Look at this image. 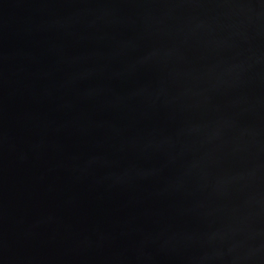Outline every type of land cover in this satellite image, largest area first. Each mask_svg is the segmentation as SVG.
Listing matches in <instances>:
<instances>
[{
    "label": "water",
    "instance_id": "95a60500",
    "mask_svg": "<svg viewBox=\"0 0 264 264\" xmlns=\"http://www.w3.org/2000/svg\"><path fill=\"white\" fill-rule=\"evenodd\" d=\"M0 264H264V0H0Z\"/></svg>",
    "mask_w": 264,
    "mask_h": 264
}]
</instances>
